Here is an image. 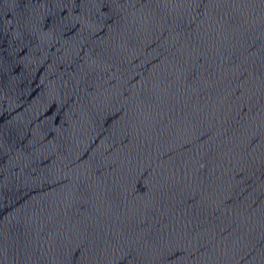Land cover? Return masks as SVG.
<instances>
[{
    "label": "water",
    "instance_id": "water-1",
    "mask_svg": "<svg viewBox=\"0 0 264 264\" xmlns=\"http://www.w3.org/2000/svg\"><path fill=\"white\" fill-rule=\"evenodd\" d=\"M0 264H264V0H48L0 88Z\"/></svg>",
    "mask_w": 264,
    "mask_h": 264
}]
</instances>
